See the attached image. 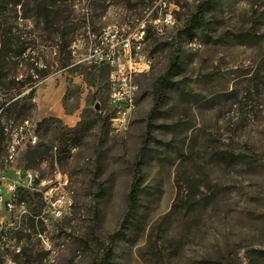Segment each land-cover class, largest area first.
I'll list each match as a JSON object with an SVG mask.
<instances>
[{"label":"rangeland","instance_id":"1","mask_svg":"<svg viewBox=\"0 0 264 264\" xmlns=\"http://www.w3.org/2000/svg\"><path fill=\"white\" fill-rule=\"evenodd\" d=\"M153 1L70 2L63 32L78 57L70 54L68 62L53 29L24 19L20 9L8 13L29 49L6 67L5 84L15 76L21 85L0 88V195L7 200L8 183L20 178L12 199L25 208H0L8 236L1 264H104L105 248V264H247L264 256V0L183 5L176 32L146 41L152 66L138 78V107L117 121L106 68L82 60L103 28L137 22ZM199 6L201 18L184 29ZM174 55L179 69L151 119L155 80ZM59 89L61 119L50 108ZM31 90L30 117L21 122L7 113L6 121V103L18 99L20 106ZM137 163L139 201L131 211ZM28 171L41 179L67 175L70 202L61 219L41 216L39 196L23 187Z\"/></svg>","mask_w":264,"mask_h":264},{"label":"built area","instance_id":"2","mask_svg":"<svg viewBox=\"0 0 264 264\" xmlns=\"http://www.w3.org/2000/svg\"><path fill=\"white\" fill-rule=\"evenodd\" d=\"M183 5H186V1L154 0L137 16L136 23L126 21V27H117L110 34L99 32L94 38V47L84 55L82 61L107 68L108 106L117 121H121L123 113L129 112L133 104L139 100V97H132V81H137L142 69L148 67L151 60V57L142 50V42L147 38H159V32L166 31L169 21L177 17ZM30 139L34 144L36 138ZM14 153V148L11 147L8 152L10 162L13 161ZM51 156L56 161L58 156L56 147L52 148ZM18 180L8 183L6 192L10 197L7 200L0 195V208H5L9 212L24 210V202H20L19 210H12V197L19 185ZM68 181L67 175L60 172H55L48 179L25 175L23 187L28 191H35L39 196L41 216L47 215L53 220H59L62 218L63 207H66ZM7 244L8 236L0 224V251L7 247Z\"/></svg>","mask_w":264,"mask_h":264},{"label":"trees","instance_id":"3","mask_svg":"<svg viewBox=\"0 0 264 264\" xmlns=\"http://www.w3.org/2000/svg\"><path fill=\"white\" fill-rule=\"evenodd\" d=\"M74 0H0V88L13 87L16 84L21 85L18 80H16L15 76H11L7 84L5 81L9 78V73L6 70V67L9 64H18L19 59L25 56L26 51L29 49L28 42L22 39V34L18 30L16 23L11 21L9 17V12H13L15 15L17 14V10L20 9L23 12L24 19H32L36 26L42 25L44 30H54L57 34L56 39L59 44L57 45L58 52L65 56V61L68 62L70 59L69 48V40L68 33L66 31V25L68 24L69 15H68V7H70L69 3ZM203 9L201 6L198 7L197 12L192 15L187 21L185 28L193 25L201 18V13ZM182 31L178 32V35ZM194 41V38H191L189 43ZM180 58L178 55H174L171 60L167 73L163 77H158L155 80L154 88H153V106L150 110V118L156 115V111L158 105L161 103L163 99V95L165 89L168 87V83L170 81V77L175 75L176 71L179 69V61ZM40 73V72H39ZM43 73V72H42ZM40 73V74H42ZM106 74L108 75V70L106 68ZM43 75V74H42ZM107 77V76H106ZM16 83V84H15ZM32 98V90L30 93L23 97V103L19 106L20 101L18 99L10 100L6 103V106L2 109L3 117L5 114L11 115L16 112L19 121L24 122L30 117V113L33 105L30 104V100ZM110 118V116H107ZM6 121H9V117L5 118ZM45 118L41 120L44 122ZM0 119V134L2 133L4 127L1 124ZM81 126L79 125L76 129L68 130V134L72 137H75L77 133L80 131ZM38 147H36L33 151L28 153L30 158H35L39 155L37 151ZM137 168L133 178V184L131 190L127 197V206L128 209L133 211L138 207L139 201V192H138V180L140 175V163H137ZM103 260L107 263L110 259V249H103ZM261 260V261H260ZM1 264V260H0ZM247 264H264V256H250L248 258Z\"/></svg>","mask_w":264,"mask_h":264},{"label":"bare ground","instance_id":"4","mask_svg":"<svg viewBox=\"0 0 264 264\" xmlns=\"http://www.w3.org/2000/svg\"><path fill=\"white\" fill-rule=\"evenodd\" d=\"M178 1H186V3H193V2H196L197 0H178ZM126 21H127V23H136L133 20H129V19L126 20ZM126 21L106 26L100 32H103V34H110L114 30H116L117 27H126ZM178 28H179V23H178V15H177L176 18H174L173 20L169 21L168 26L166 27V31L159 32V38H165L166 36L176 32L178 30ZM149 39L150 38H147L148 41H149ZM146 41L142 42V50H144V45H146L145 44ZM92 47H94V40H93V42H91V44L89 46V49H88V52H89L90 49H92ZM76 50H78V49H76ZM76 50H75L74 46H72L70 48L71 56H74V57L77 56L78 57V54H77ZM151 66H152V59L150 60V63L148 64V67H144L142 69L141 76L147 75L149 73L150 69H151ZM132 97H139L140 98V86H139V83H138V79H137V81H132ZM137 107H138V101H136L133 104V108H130L129 112L123 113V117H122L121 120H125L127 117L131 116V114L137 109ZM25 175H30L31 177H37V174L35 172H31V171L30 172L29 171L26 172ZM68 201H69L68 200V193L66 191V195H65L66 205H68ZM16 208L20 209V202H15L13 200V202H12V210L16 209ZM64 209H65V207H63V210Z\"/></svg>","mask_w":264,"mask_h":264},{"label":"crops","instance_id":"5","mask_svg":"<svg viewBox=\"0 0 264 264\" xmlns=\"http://www.w3.org/2000/svg\"><path fill=\"white\" fill-rule=\"evenodd\" d=\"M60 88H61V87H60ZM60 93H61V89L58 90L57 97H56V101H55L54 103H52V105L50 106V108H52V106L54 105V108L52 109V111H53V115H54L56 118H58V119H61V117H62V115H63L62 108H61L59 105L56 104L57 101H58V97H59ZM37 108H38V111H39L40 113H42V114L48 112L47 109H49V108H47V107L40 106V105H38Z\"/></svg>","mask_w":264,"mask_h":264}]
</instances>
